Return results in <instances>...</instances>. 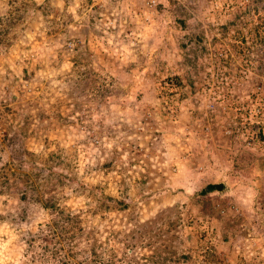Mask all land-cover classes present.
Masks as SVG:
<instances>
[{"label":"rangeland","instance_id":"374dc122","mask_svg":"<svg viewBox=\"0 0 264 264\" xmlns=\"http://www.w3.org/2000/svg\"><path fill=\"white\" fill-rule=\"evenodd\" d=\"M0 12L14 19L0 43V129L2 102L44 104L25 146L44 166L40 154L60 152L76 243L96 238L136 264L163 251L159 264H264V0H0ZM88 72L84 95L75 83ZM7 154L0 141V166ZM13 169L0 264L76 263L80 246L59 235V251L27 248L22 233L35 238L53 214L17 199ZM21 209L25 221L8 219Z\"/></svg>","mask_w":264,"mask_h":264},{"label":"trees","instance_id":"16d2710c","mask_svg":"<svg viewBox=\"0 0 264 264\" xmlns=\"http://www.w3.org/2000/svg\"><path fill=\"white\" fill-rule=\"evenodd\" d=\"M159 6L160 4L158 5V7ZM13 23L14 19L10 12H6L5 14L0 12V43H4L5 38L7 37V25ZM81 59L82 56L80 55L71 58L72 67L74 68L78 66L81 62ZM22 63L23 64L20 67V70L22 72V77H25L27 75L25 65L30 63L29 58L24 59ZM76 71V77H79L82 72H79L78 69H76ZM90 74L89 72L88 74L86 73L87 76L84 74V76H81L82 80L78 79V81L80 80L81 82L75 83L79 92L84 95H86V92L91 89V84L95 82L93 75L91 76ZM31 75H33V73L32 71H29L28 76L31 77ZM6 79L10 80L8 77H6ZM166 79L169 78L167 77ZM174 79L178 80V77L175 76ZM140 95L141 91H139L135 96L139 99ZM158 97L159 95L155 96L156 99ZM12 100H14V98L10 96L9 101ZM2 103V110L6 114L9 113L10 117L6 118L7 122L4 125V128L0 129V141L9 149V154L6 155L7 158L0 166V199L5 198V195L7 196L8 194L6 191L10 190L8 188L9 180L6 177V173L3 171V168L6 166L13 165L15 169H13L10 173L16 178L17 199L20 202L25 203L26 205L29 201L39 203L42 209H46L48 212H51L53 214V217L50 219L49 222L38 224L37 230L36 232H34V234H36L35 238H32L31 236L33 235V233H22V235H30L29 237L24 239L27 248L30 250L33 249L32 241H34L35 239H39L40 241L44 242V244H41L39 246L43 251H47L48 246L50 247V249L53 248V250L59 251L62 247L60 246L59 241L54 240L57 235H59V237H61L62 239L66 240V242L68 243L69 241H73L71 247L76 248L77 245L80 246L81 243H76L74 241L75 227H77L79 231L83 230V227L80 225V216L77 213H72L64 204L59 203V195H61L60 188L65 183L73 180L72 177L63 174V172L58 167L61 161L60 152L49 150L46 155L40 154L41 156L43 155V161L46 163V166H44L43 164L38 163L36 160H33L35 153L28 150L25 146V141L28 135L33 133L35 127L39 125L41 126L43 124V119L48 118V114H46L44 110V104L42 106H40L39 104H27L26 111L19 112V110H17L16 108L13 109L11 108V106H8V103H6V101ZM98 103L100 102L98 101ZM162 103L165 104L164 102H161L160 105H162ZM56 115L58 120L60 119L64 121L66 119L61 118L58 112H56ZM33 125L35 126L33 127ZM44 141H46V138H44ZM27 157H31V159L28 160ZM22 168L26 170H22ZM18 186L21 187L18 188ZM213 188H215L214 184H206L203 188L199 190V193L203 195L207 191L212 190ZM105 199L112 200V198H110L109 196H104V198H102L101 200L100 206L97 207H107L105 206L106 204H103ZM1 217L2 216L0 214V218ZM25 218V210L22 209L19 214L17 213L8 217V219L15 223L25 221ZM202 224L206 226V219H203V221L199 225ZM231 225L234 226L235 223H232ZM84 243L85 245L80 246L81 249L78 248L76 251H74V253L70 252L72 256H76V258L78 259L76 263L74 262L71 264H136V259L131 255L127 256V251H122L121 253H119L117 248L114 247H109V249H106L98 243L96 238L93 240L92 244H87L86 241ZM87 249L89 252L86 256L84 253ZM103 252L105 253V255H102ZM157 254L158 257L155 256L156 260L150 258V260H152L150 261L148 259L150 264H159L160 261L164 259L160 258V256H164V254H166V256L169 255L168 252L164 251L162 252V255H160V253ZM182 255L184 254L179 255L180 259L186 258V255ZM127 257L131 258L132 260H128ZM176 259H178V257ZM139 260H142V263L147 264L146 259L139 258ZM63 263L70 264L67 262ZM175 264H179V262L177 261Z\"/></svg>","mask_w":264,"mask_h":264},{"label":"water","instance_id":"95a60500","mask_svg":"<svg viewBox=\"0 0 264 264\" xmlns=\"http://www.w3.org/2000/svg\"><path fill=\"white\" fill-rule=\"evenodd\" d=\"M214 187H215L216 189H220V188L222 187V184H220V183H218V184H214Z\"/></svg>","mask_w":264,"mask_h":264}]
</instances>
